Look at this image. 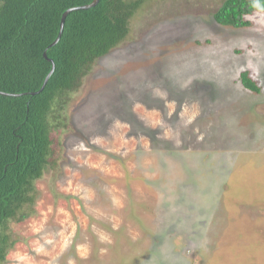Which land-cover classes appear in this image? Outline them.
Here are the masks:
<instances>
[{
    "label": "rangeland",
    "instance_id": "rangeland-1",
    "mask_svg": "<svg viewBox=\"0 0 264 264\" xmlns=\"http://www.w3.org/2000/svg\"><path fill=\"white\" fill-rule=\"evenodd\" d=\"M223 1L147 0L96 61L69 103L62 165L37 183L38 214L13 226L21 241L6 264H264V12L222 26ZM164 150L186 161L168 171ZM176 176L201 211L172 212L185 262L157 255Z\"/></svg>",
    "mask_w": 264,
    "mask_h": 264
},
{
    "label": "trees",
    "instance_id": "trees-1",
    "mask_svg": "<svg viewBox=\"0 0 264 264\" xmlns=\"http://www.w3.org/2000/svg\"><path fill=\"white\" fill-rule=\"evenodd\" d=\"M93 1L0 0V92L8 94L0 93V264L7 263L10 251L21 241L13 226L38 214L41 191L37 183L51 172L58 173L62 165L61 138L71 98L82 88L96 61L127 40L141 9H151L147 0H100L92 8L72 11L62 37L51 46L58 37L62 15ZM257 12H264V0H224L214 18L222 26L240 29L249 27L247 17ZM45 51L55 70L39 92L53 65L44 57ZM241 82L250 91L262 92L248 71L241 74ZM165 150L157 152V161L164 164L163 158H167L171 164L166 165L168 171L176 165L172 157L186 161L184 155L177 157L179 150ZM172 179L178 189L161 205L160 215L167 216L168 222L157 255H179L185 262L181 254L187 251L188 242L179 251L171 243L177 239L174 226L181 223L174 220L172 212L182 218L201 211L188 204L193 195L190 180L179 187L177 181L182 178ZM196 202L200 204L199 199ZM149 210L142 212L149 215ZM150 219L139 216L132 222L145 220L146 225ZM155 221L153 218L152 224L157 228L161 223ZM165 235L170 236L166 243Z\"/></svg>",
    "mask_w": 264,
    "mask_h": 264
},
{
    "label": "water",
    "instance_id": "water-1",
    "mask_svg": "<svg viewBox=\"0 0 264 264\" xmlns=\"http://www.w3.org/2000/svg\"><path fill=\"white\" fill-rule=\"evenodd\" d=\"M100 2V0H94L92 3L88 4V5H84V6H81V7H77V8H72V9H68L63 15H62V18H61V22H60V31H59V34H58V37L57 39L52 43L51 46H54L56 45L60 38L62 37V34H63V31H64V26H65V21H66V18L67 16L74 10H81V9H89V8H92L96 5H98V3ZM44 57L46 59H48L47 57V54H46V51L44 52ZM53 65H52V69L50 71V73L46 76L45 80H44V83L41 87V89L39 90V92H42L45 88V86L47 85L51 75L54 73V70H55V64L53 63V61L51 59H48ZM1 93V92H0ZM3 95H8V94H5V93H1Z\"/></svg>",
    "mask_w": 264,
    "mask_h": 264
},
{
    "label": "crops",
    "instance_id": "crops-1",
    "mask_svg": "<svg viewBox=\"0 0 264 264\" xmlns=\"http://www.w3.org/2000/svg\"><path fill=\"white\" fill-rule=\"evenodd\" d=\"M172 194V193H171Z\"/></svg>",
    "mask_w": 264,
    "mask_h": 264
}]
</instances>
